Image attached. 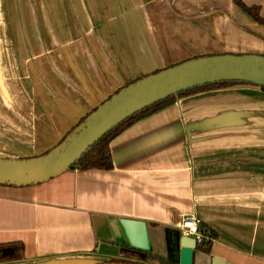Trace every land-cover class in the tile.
I'll use <instances>...</instances> for the list:
<instances>
[{"label": "crops", "instance_id": "obj_1", "mask_svg": "<svg viewBox=\"0 0 264 264\" xmlns=\"http://www.w3.org/2000/svg\"><path fill=\"white\" fill-rule=\"evenodd\" d=\"M239 1L264 19V0ZM226 54L264 55V27L234 0H0V157L42 156L125 86ZM109 150L110 171L0 185V246L23 248L0 264L171 262L186 216L216 234L192 264H264L260 87L177 99Z\"/></svg>", "mask_w": 264, "mask_h": 264}, {"label": "water", "instance_id": "obj_2", "mask_svg": "<svg viewBox=\"0 0 264 264\" xmlns=\"http://www.w3.org/2000/svg\"><path fill=\"white\" fill-rule=\"evenodd\" d=\"M219 82L264 88V57L214 55L186 60L139 79L99 105L57 146L28 159L0 157V185L27 187L49 181L69 170L102 136L120 123L178 93ZM195 241L182 237L174 264H192Z\"/></svg>", "mask_w": 264, "mask_h": 264}, {"label": "trees", "instance_id": "obj_3", "mask_svg": "<svg viewBox=\"0 0 264 264\" xmlns=\"http://www.w3.org/2000/svg\"><path fill=\"white\" fill-rule=\"evenodd\" d=\"M234 2L249 17H251L255 23L264 27V19L260 16L258 7H254V6L246 7L239 0H234ZM239 84L245 85V83H239V82H219V83L204 85L201 87H196L190 90L180 92L176 96H171L164 101L156 103L153 106L146 108L139 113H136L135 115L131 116L130 118L120 123L118 126H116L111 131L107 132L104 136H102L96 143H94L81 156L80 160L76 162L69 170H78V171H89V170L110 171L112 170L113 164H112V158H111V154L109 150V144L117 136H119L123 131L129 128L131 125L147 117L148 115H151L173 104L177 99L187 97L190 95H194L197 93L205 92V91L224 89V88L231 87L234 85H239ZM261 90L264 91V88L261 87ZM87 116H85L72 130H74L78 125H80ZM200 227L204 229L206 233H209V234L207 235L204 234L206 235L207 240H205L201 245H198L197 249L204 253H208L211 243L213 242V240L216 239V234L212 230L208 229L202 224H200ZM22 250L23 248L21 244H9L6 246H0V263L20 261L22 257ZM121 252L131 255V256H137L138 259L141 260V262H146L148 258L147 252H144L142 250L123 248L121 249ZM157 261L160 264H173L171 262H167V261L164 262L159 259H157ZM107 264H142V263H139V262L134 263V262H127V261L120 260V261H112Z\"/></svg>", "mask_w": 264, "mask_h": 264}, {"label": "built area", "instance_id": "obj_4", "mask_svg": "<svg viewBox=\"0 0 264 264\" xmlns=\"http://www.w3.org/2000/svg\"><path fill=\"white\" fill-rule=\"evenodd\" d=\"M180 232L183 237L193 239L196 246L201 245L205 240H207L206 235L209 234L200 227V222L192 216H186L182 219Z\"/></svg>", "mask_w": 264, "mask_h": 264}]
</instances>
